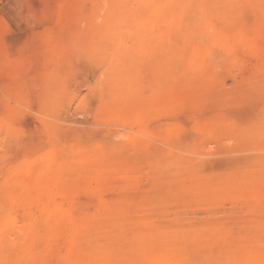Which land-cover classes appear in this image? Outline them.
I'll use <instances>...</instances> for the list:
<instances>
[{
  "label": "rangeland",
  "instance_id": "obj_1",
  "mask_svg": "<svg viewBox=\"0 0 264 264\" xmlns=\"http://www.w3.org/2000/svg\"><path fill=\"white\" fill-rule=\"evenodd\" d=\"M0 264H264V0H0Z\"/></svg>",
  "mask_w": 264,
  "mask_h": 264
},
{
  "label": "bare ground",
  "instance_id": "obj_2",
  "mask_svg": "<svg viewBox=\"0 0 264 264\" xmlns=\"http://www.w3.org/2000/svg\"><path fill=\"white\" fill-rule=\"evenodd\" d=\"M237 42L239 43V44H242V40H241V43L239 42V41H236V43L234 44V47H235V45L237 44ZM221 44V43H220ZM224 44V43H223ZM243 44H244V42H243ZM222 45V44H221ZM246 45V44H245ZM224 46V45H223ZM227 46V45H226ZM244 46V45H243ZM247 46V45H246ZM242 47V46H238V47H235L234 49H230L229 47H227V49H223V50H225V53L230 57V56H234V57H243L244 55H253V51L252 50H250V49H248L247 47ZM250 46V45H249ZM233 47V46H232ZM229 48V49H228ZM251 48V47H250ZM221 49H222V47H221ZM256 55V54H255ZM254 57V56H253ZM239 60H240V58H239ZM243 59H241L240 61H242ZM143 134V133H142ZM50 162H51V160H50V158H45V157H43V159H42V163L45 165H47V167L45 166V168H47L48 169V167L50 166ZM30 169V168H29ZM47 169H45V170H47ZM26 172V174L27 175H29L30 176V174H31V171L30 170H27V171H25ZM24 172V173H25ZM39 188H40V190H42L41 192H39V193H37V192H32V194L30 195V198H29V200H32L33 202L31 203V206H32V204L34 203V202H36V203H38L39 205H36V206H38L37 208L39 209H41V218L40 219H44V220H46V221H49V222H51L52 220H55V218H59L60 219V217L61 218H64L65 216H66V212L64 213L65 214V216H62L63 215V210H61L60 208H58L57 206H55L54 204H53V202H51V196L50 195H48L47 193H46V189L45 188H41V187H35V190L36 191H39ZM34 193H37V194H34ZM51 199V200H50ZM41 200L42 201H44L43 203H41ZM41 204H40V203ZM42 206V207H39V206ZM25 209V208H24ZM26 210V209H25ZM34 215V214H33ZM37 217H38V214H37ZM40 219H39V221H40ZM42 219V220H43ZM33 222H34V220H33ZM32 222V223H33ZM35 222H37L36 220H35ZM34 222V223H35ZM31 223V224H32ZM39 224V223H38ZM11 228H13L12 227V225L11 226H9L8 227V225H5V226H3V229H5V230H7V231H9V230H12ZM14 230V229H13ZM12 230V232H10L11 234L13 233V234H15V235H19L20 234V232L21 231H13Z\"/></svg>",
  "mask_w": 264,
  "mask_h": 264
}]
</instances>
